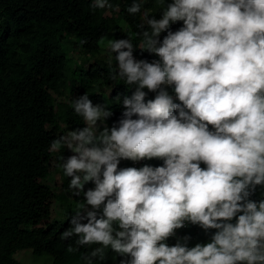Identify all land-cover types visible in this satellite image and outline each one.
<instances>
[{"label":"clouds","instance_id":"9594fccd","mask_svg":"<svg viewBox=\"0 0 264 264\" xmlns=\"http://www.w3.org/2000/svg\"><path fill=\"white\" fill-rule=\"evenodd\" d=\"M160 2L159 19L144 12L140 45L107 40L116 53L109 78L134 87L118 126H107L111 109L86 92L72 101L85 127L50 145L74 153L60 167L73 195L84 197L60 237L99 245L88 264L108 248L119 264H264V198L251 199L264 189V0ZM140 11L135 0L127 8ZM135 48L157 59H137ZM151 159L163 165L119 167ZM186 223L216 231L204 244L188 247L185 236L169 246Z\"/></svg>","mask_w":264,"mask_h":264},{"label":"trees","instance_id":"16d2710c","mask_svg":"<svg viewBox=\"0 0 264 264\" xmlns=\"http://www.w3.org/2000/svg\"><path fill=\"white\" fill-rule=\"evenodd\" d=\"M94 0H0V264H22L14 260L20 252H28L36 258H45L48 264H88L84 259L99 245L81 247L77 237L64 240L61 234L71 227L75 212L67 210L62 221H49L51 191L42 181L47 175L50 145L58 132V124L70 131L85 127L82 117L75 114L72 101L86 92L94 103L99 86L110 88L107 104L112 115L106 120L111 128L122 118V100L131 96L134 87L119 78L110 79L116 71L113 53L101 66L88 64L81 72L82 81H65L66 62L59 44L66 37L75 39L74 45L84 55L94 56L98 42L108 33L114 39H131L134 47L140 45L137 35L145 22L143 10L156 17L151 0L141 3V11L129 14L127 8L134 0H119L117 18L123 26L111 18L102 16L103 9L91 7ZM151 18V16H150ZM182 27V22L171 26L172 31ZM166 33L161 34V39ZM137 59L151 62L157 59L147 51L135 48ZM111 65V67L109 66ZM64 88L69 96L66 103L53 106L54 98L62 95ZM100 90V89H99ZM145 91H147L145 89ZM171 91V89H170ZM149 93L147 99H153ZM119 98V99H118ZM179 103L178 100L175 101ZM135 118V117H133ZM162 166L159 159L120 162L119 167ZM201 167L205 165L201 164ZM70 177L65 176L62 187L69 188ZM75 202L83 203L82 192L74 196ZM264 198V189L257 187L253 200ZM82 222L86 223V220ZM235 223V219L232 221ZM216 230L205 232L198 225L187 227L170 237V246L178 241L188 247L210 242ZM77 249L69 253L67 248ZM122 257L110 248L104 257L94 259V264H119Z\"/></svg>","mask_w":264,"mask_h":264},{"label":"rangeland","instance_id":"374dc122","mask_svg":"<svg viewBox=\"0 0 264 264\" xmlns=\"http://www.w3.org/2000/svg\"><path fill=\"white\" fill-rule=\"evenodd\" d=\"M119 0H108V2L112 5L111 8H104L102 16L105 18H111L117 22V25L122 27L123 24L118 21L117 18V3ZM148 0H141V2L146 3ZM171 0H165V6L167 3H170ZM151 5L155 11L157 19L161 16V10L163 8V4L160 0H151ZM147 11L150 14V9L145 8L144 12ZM113 39V34L108 33L103 39L98 42V52L90 57L84 55L79 48L74 45L75 39L73 37H66L63 41L60 42L59 48L62 54L65 56L66 62V73H65V81L67 85L73 84L75 80L82 81L81 72H83L88 64L95 63L98 66H101L103 63L108 61L111 56L107 51V40ZM100 89V90H99ZM97 95L100 96L98 101H95L93 104H107L108 95L110 93V88L99 86ZM54 98L53 106L58 104L59 102L66 103L72 96H69L67 89L64 88L62 95L56 97L52 94ZM85 123V122H84ZM99 123V122H98ZM103 127V125H101ZM70 130L63 124H58V132L56 135H66ZM70 150L66 148V146H62L59 152L50 151V157L47 168V175L45 179L42 181L45 185H47L51 191V199L49 201V221H62L65 219L66 211H75L77 202H75L72 198L71 193H69V188H63L62 183L64 180L63 169L60 165L63 163V157L65 160L73 155ZM122 162H126V160H122ZM138 161H133L136 164ZM89 188H94V184L89 182L85 185L84 190L87 191ZM83 194V192H82ZM14 260L21 262L22 264H48L45 258H36L30 255L28 252H20L14 256Z\"/></svg>","mask_w":264,"mask_h":264},{"label":"built area","instance_id":"2783aa9c","mask_svg":"<svg viewBox=\"0 0 264 264\" xmlns=\"http://www.w3.org/2000/svg\"><path fill=\"white\" fill-rule=\"evenodd\" d=\"M187 224H188V223H186L185 226H184L183 228H180V229L175 230V235H176L179 231L184 230V229L187 227ZM175 235H174V236H175ZM169 246H170V245H169Z\"/></svg>","mask_w":264,"mask_h":264}]
</instances>
